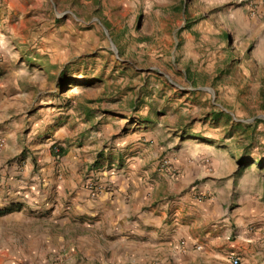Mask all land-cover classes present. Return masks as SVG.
Instances as JSON below:
<instances>
[{
	"label": "crops",
	"instance_id": "crops-1",
	"mask_svg": "<svg viewBox=\"0 0 264 264\" xmlns=\"http://www.w3.org/2000/svg\"><path fill=\"white\" fill-rule=\"evenodd\" d=\"M2 29L0 264H240L264 246V187L241 182L226 155L159 110L130 127L106 120L97 143L55 163L50 150H64L79 121L60 102L34 104Z\"/></svg>",
	"mask_w": 264,
	"mask_h": 264
},
{
	"label": "rangeland",
	"instance_id": "rangeland-1",
	"mask_svg": "<svg viewBox=\"0 0 264 264\" xmlns=\"http://www.w3.org/2000/svg\"><path fill=\"white\" fill-rule=\"evenodd\" d=\"M43 1L29 10L33 0H0L1 35L34 104L60 102L78 119L64 154L97 143L106 120L130 127L159 110L226 155L241 182L264 187V32H253L262 0ZM1 252L0 241V263ZM240 264H264V246Z\"/></svg>",
	"mask_w": 264,
	"mask_h": 264
},
{
	"label": "built area",
	"instance_id": "built-area-1",
	"mask_svg": "<svg viewBox=\"0 0 264 264\" xmlns=\"http://www.w3.org/2000/svg\"><path fill=\"white\" fill-rule=\"evenodd\" d=\"M0 61H1V58H0ZM2 145H3V142L0 140V148L2 147ZM161 166H162V167L168 166V161L163 160ZM231 264H239L238 259H234V258H233V259L231 260Z\"/></svg>",
	"mask_w": 264,
	"mask_h": 264
},
{
	"label": "trees",
	"instance_id": "trees-1",
	"mask_svg": "<svg viewBox=\"0 0 264 264\" xmlns=\"http://www.w3.org/2000/svg\"><path fill=\"white\" fill-rule=\"evenodd\" d=\"M210 116H211V117H212V116L215 117V119L218 118V114H210ZM63 152H64V150L60 148V153L57 154V155H61V154H63Z\"/></svg>",
	"mask_w": 264,
	"mask_h": 264
},
{
	"label": "water",
	"instance_id": "water-1",
	"mask_svg": "<svg viewBox=\"0 0 264 264\" xmlns=\"http://www.w3.org/2000/svg\"><path fill=\"white\" fill-rule=\"evenodd\" d=\"M113 47V46H112ZM114 48V47H113Z\"/></svg>",
	"mask_w": 264,
	"mask_h": 264
}]
</instances>
